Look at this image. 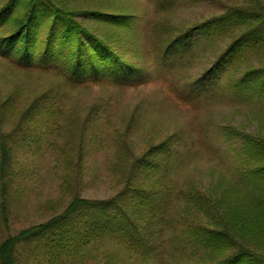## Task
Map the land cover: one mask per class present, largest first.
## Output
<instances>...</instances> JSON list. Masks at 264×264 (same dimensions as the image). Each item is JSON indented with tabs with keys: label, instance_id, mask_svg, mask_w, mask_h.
I'll return each mask as SVG.
<instances>
[{
	"label": "rangeland",
	"instance_id": "obj_1",
	"mask_svg": "<svg viewBox=\"0 0 264 264\" xmlns=\"http://www.w3.org/2000/svg\"><path fill=\"white\" fill-rule=\"evenodd\" d=\"M65 1L102 12L134 14L127 27L92 20L85 23L137 67L139 78L130 85L106 79L75 84L50 68L17 66L12 58L0 56V112L5 113L0 115V162L3 148L9 157L0 170V242L60 214L75 195L87 199L115 195L124 184L120 164L167 138H171L167 145L173 152V168L166 183L175 189L168 215L174 217L175 210L186 207L187 197L196 191L205 194L206 187L215 183L219 189L229 186L240 167L236 153L242 155L241 140L223 135L224 126L255 133L259 123L254 115L264 114V101L230 93V89L211 97L205 92L188 93L214 58L252 21L227 24L214 32L212 43L195 27L230 8L258 12L259 7L264 8V0ZM185 32L191 33L194 41L201 39L205 47L200 45L193 55L163 61L168 39ZM260 66H264V43L235 56L229 72L233 79H240ZM166 148L152 150L156 160L166 161ZM160 175L161 170L142 181L153 184ZM186 212L207 224L208 218L198 210L188 207ZM182 228L175 224L174 232L165 228L160 235L163 251L174 245L178 251L170 264H190L200 254L191 246L179 248L188 243H180L179 237L185 236ZM32 248L19 244L16 264H105L115 252L119 253L114 256L118 264H160L162 260L154 254H127L110 237L54 263L43 252L32 253Z\"/></svg>",
	"mask_w": 264,
	"mask_h": 264
},
{
	"label": "trees",
	"instance_id": "obj_2",
	"mask_svg": "<svg viewBox=\"0 0 264 264\" xmlns=\"http://www.w3.org/2000/svg\"><path fill=\"white\" fill-rule=\"evenodd\" d=\"M75 5L65 0L0 1V56L12 58L17 66L50 68L75 84L103 79L116 84L137 83L134 82L139 78L137 67L111 46L107 38L85 23L92 20L127 27L133 22L134 14L102 12L86 5ZM249 11V8H230L221 16L195 27L197 33L205 34L206 42L212 43L214 32L222 31L227 24H242V19L252 21L191 84L189 94L205 92L211 97L230 89V93L264 101V66L247 71L240 79H233L229 72L235 56L264 43V8L259 7L258 12ZM174 37L168 39L170 44L164 49L163 61L193 55L200 45L203 46L201 39L194 41L189 32ZM2 114L5 113L0 112ZM259 115H254L259 123L255 133L231 125L223 128V135L240 138L242 148L241 156L236 153L240 167L230 179L231 183L228 181L229 186L219 189L215 183L206 187L205 194L196 191L187 197L190 205L175 210V216L170 217L168 207L175 189L166 183L173 168L170 165L173 152L167 145L171 138H167L143 155L120 164L124 184L115 195L105 199L75 195L60 214L8 235L0 242V264H16L19 244L27 249L32 245V253L43 252L44 257L54 263L104 237L117 240L127 254L140 257L154 254L162 259L160 264H170L178 251L174 250L175 245L172 250L163 251L160 235L165 228L173 230L175 224H181L185 232L183 238L179 237L180 243H189L179 248L191 246L200 253L190 264H264V114ZM1 146L5 147L3 143ZM165 146L163 157L167 155L166 161L164 158L156 160L152 150ZM120 156L124 157L122 153ZM8 160L3 148L1 171ZM160 170L161 175L153 184L142 181L157 176ZM188 207L207 217V224L190 216L186 212ZM117 254L110 253L105 264H118L114 261Z\"/></svg>",
	"mask_w": 264,
	"mask_h": 264
}]
</instances>
